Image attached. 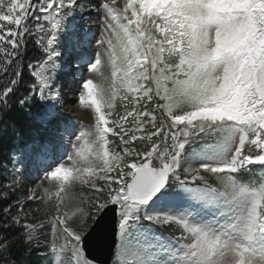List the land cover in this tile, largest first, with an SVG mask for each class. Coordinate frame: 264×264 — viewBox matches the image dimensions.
I'll return each mask as SVG.
<instances>
[{"label":"snow or ice","instance_id":"6c2138e0","mask_svg":"<svg viewBox=\"0 0 264 264\" xmlns=\"http://www.w3.org/2000/svg\"><path fill=\"white\" fill-rule=\"evenodd\" d=\"M9 142L0 264H264V0H0Z\"/></svg>","mask_w":264,"mask_h":264},{"label":"rangeland","instance_id":"374dc122","mask_svg":"<svg viewBox=\"0 0 264 264\" xmlns=\"http://www.w3.org/2000/svg\"><path fill=\"white\" fill-rule=\"evenodd\" d=\"M92 3H99L100 0H91ZM95 16V14H93ZM99 21L96 19H88V20H81L79 23V26H83V25H89L91 28L93 29H97V25H98ZM82 35V34H81ZM99 39V30L97 29L96 32V36L89 41V43L85 46V48H83L80 51V55L81 56H93L94 57V53L96 52V45H95V41ZM77 56H75L71 62L73 63V61L76 59ZM72 71H75V68L72 67L71 69ZM85 72V77L88 76V71L85 68L84 69ZM77 88V83H75V85L73 86V89L71 90H64L63 94H64V102H65V107L62 109L63 115L67 118V117H71L73 122L76 124L77 129L79 130L80 125L84 124L87 125L90 123V117H89V112L88 110H82L80 109L78 106L74 105V101L76 100V95H75V89ZM71 92V93H70ZM71 149H69L70 151ZM35 180V173L33 172L31 175L29 174V172H25V184L27 185V183L29 181H34ZM79 193V188H77L75 190V194L78 195ZM76 204V201L73 200L70 204L69 207H73ZM31 208H35L36 205L34 204H30Z\"/></svg>","mask_w":264,"mask_h":264},{"label":"water","instance_id":"95a60500","mask_svg":"<svg viewBox=\"0 0 264 264\" xmlns=\"http://www.w3.org/2000/svg\"><path fill=\"white\" fill-rule=\"evenodd\" d=\"M112 237L107 222H102L95 228L87 245V255L89 258H97L105 261L108 257L109 247Z\"/></svg>","mask_w":264,"mask_h":264},{"label":"trees","instance_id":"16d2710c","mask_svg":"<svg viewBox=\"0 0 264 264\" xmlns=\"http://www.w3.org/2000/svg\"><path fill=\"white\" fill-rule=\"evenodd\" d=\"M74 53L77 54V52H74ZM28 56H29V57L38 58V57L40 56V52H39L38 49H36V48L30 46V48H29V52H28ZM69 56H70V55H69ZM69 61H70V60H69V58H68V62H69ZM64 81H65V78H63L62 85H63ZM11 147H12L11 142H9V143H7V144L0 145V159H3L5 153H6V152L8 151V149H10ZM8 167L11 168V165L9 164ZM3 174H4V173H3V169L0 168V178L3 177ZM165 234H167V232H166ZM37 247H38V248H39V247H42V245H38ZM28 260H29V264H41V262L39 261V259H38V257H37V253H36V251L33 252L32 256L29 257Z\"/></svg>","mask_w":264,"mask_h":264}]
</instances>
